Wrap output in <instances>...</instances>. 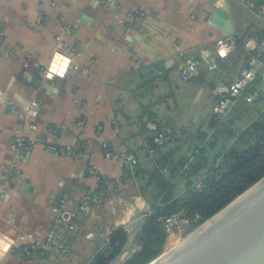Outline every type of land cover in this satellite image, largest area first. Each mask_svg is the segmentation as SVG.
<instances>
[{
	"label": "crops",
	"instance_id": "obj_1",
	"mask_svg": "<svg viewBox=\"0 0 264 264\" xmlns=\"http://www.w3.org/2000/svg\"><path fill=\"white\" fill-rule=\"evenodd\" d=\"M259 11L264 0H0V263L51 264L50 251L38 254L47 263L29 256L57 234L60 215L78 216L85 202L103 227L98 239L137 228L149 206L124 175V156L150 165L147 122L160 131L202 125L210 89L242 67L233 55L215 59L212 73L202 56L213 57L220 39H235L238 51L255 46ZM189 59L199 74L183 81ZM88 232L82 244L97 238Z\"/></svg>",
	"mask_w": 264,
	"mask_h": 264
},
{
	"label": "trees",
	"instance_id": "obj_2",
	"mask_svg": "<svg viewBox=\"0 0 264 264\" xmlns=\"http://www.w3.org/2000/svg\"><path fill=\"white\" fill-rule=\"evenodd\" d=\"M236 46L230 56L243 66L247 51H238ZM262 78L259 74L255 85ZM171 132L172 141L150 146L155 156L149 166L138 162L124 166V175L133 179L137 193L149 206L135 236L137 249L118 262L128 241L127 231L118 227L100 240L101 223L86 215L72 219L74 230L68 231L63 224L58 227L55 241L65 245L67 252H50L47 259L51 264H76L74 257L80 247L88 253L84 264H149L164 252L166 218L183 212L193 231L264 177V100L251 104L239 100L222 116L212 113L198 129L192 123ZM105 181L97 189L103 193L102 201L109 189ZM88 231L97 238L90 245L82 244L81 235Z\"/></svg>",
	"mask_w": 264,
	"mask_h": 264
},
{
	"label": "water",
	"instance_id": "obj_3",
	"mask_svg": "<svg viewBox=\"0 0 264 264\" xmlns=\"http://www.w3.org/2000/svg\"><path fill=\"white\" fill-rule=\"evenodd\" d=\"M61 58L59 52L54 55L50 74L55 73ZM143 219L140 216L138 224ZM140 225L126 229L128 241L122 254L134 244ZM35 248L36 254L29 259L47 263L44 256H38L45 248ZM122 254L117 260L122 261ZM3 256L0 252V261ZM149 264H264V177Z\"/></svg>",
	"mask_w": 264,
	"mask_h": 264
},
{
	"label": "built area",
	"instance_id": "obj_4",
	"mask_svg": "<svg viewBox=\"0 0 264 264\" xmlns=\"http://www.w3.org/2000/svg\"><path fill=\"white\" fill-rule=\"evenodd\" d=\"M252 6V5H251ZM258 19L264 28V11H259ZM56 47L58 51L63 49L62 38L57 37ZM236 41L233 38H226L218 40L214 45V56L212 57L208 53H204L202 56L203 62L207 65L208 70L211 72L217 70V63L215 59H226L236 50ZM247 57L244 65L240 68L237 76L230 82L217 83L210 89V94L214 98L212 105V113L216 115L226 114L232 106L239 100L247 104H251L257 100H264V32L261 39L257 44L251 48H247ZM199 74V67L194 59L187 60L180 67V77L183 81H189L194 76ZM261 74L263 76L259 85H255L256 77ZM145 130L153 134L152 141L156 145H162L165 141H172V132L170 128H166L160 131L154 122H147L145 124ZM17 145L23 146L24 139L18 138ZM55 150V148L52 147ZM103 154L106 158L112 156L107 146H103ZM125 165L132 166L136 164L137 160L132 154H126L124 156ZM104 179H100V181ZM107 184V182L105 181ZM86 202L81 204L78 209V219L87 215L85 211ZM74 217L73 213H66L60 215L56 219V226L65 223L67 230L71 231L75 229V224L71 219ZM75 218V217H74ZM198 217L196 216L195 219ZM164 226L167 234H171L175 227L186 226L190 228V221L184 217L183 212L173 214L166 218ZM97 234L95 232H88L85 235L86 240H93ZM46 251L55 252L59 254H65L67 252L66 246L62 243L55 241V237L49 234L44 246Z\"/></svg>",
	"mask_w": 264,
	"mask_h": 264
},
{
	"label": "rangeland",
	"instance_id": "obj_5",
	"mask_svg": "<svg viewBox=\"0 0 264 264\" xmlns=\"http://www.w3.org/2000/svg\"><path fill=\"white\" fill-rule=\"evenodd\" d=\"M136 193H137V190H136ZM141 198L145 202H147L146 198H143L142 196ZM189 229L190 228L186 226L175 227L173 232H171V234H169L167 237L164 252L171 250L173 247H175L177 244L183 241L186 237H188L195 230L194 229L193 231H189ZM135 249H137L136 245L133 244L128 250L125 251V253L123 254L121 253L122 255L120 257H122V261L126 259V257H129L135 251ZM77 250L80 251V253L75 254L74 260L76 261V264H82V263L84 264V262H86V259L88 258V253L86 251H81L82 250L81 247L77 248Z\"/></svg>",
	"mask_w": 264,
	"mask_h": 264
},
{
	"label": "bare ground",
	"instance_id": "obj_6",
	"mask_svg": "<svg viewBox=\"0 0 264 264\" xmlns=\"http://www.w3.org/2000/svg\"><path fill=\"white\" fill-rule=\"evenodd\" d=\"M241 198H242V197H241ZM238 200H239V199H238ZM238 200H237V201H238ZM165 253H166V252H165Z\"/></svg>",
	"mask_w": 264,
	"mask_h": 264
}]
</instances>
